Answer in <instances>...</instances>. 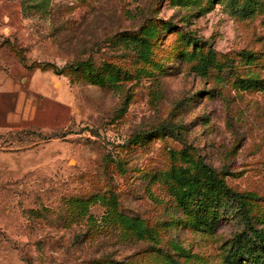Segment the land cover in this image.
Wrapping results in <instances>:
<instances>
[{"label":"rangeland","instance_id":"obj_1","mask_svg":"<svg viewBox=\"0 0 264 264\" xmlns=\"http://www.w3.org/2000/svg\"><path fill=\"white\" fill-rule=\"evenodd\" d=\"M0 76V264H251L264 0H0ZM200 159L235 195L204 220L176 179Z\"/></svg>","mask_w":264,"mask_h":264},{"label":"trees","instance_id":"obj_2","mask_svg":"<svg viewBox=\"0 0 264 264\" xmlns=\"http://www.w3.org/2000/svg\"><path fill=\"white\" fill-rule=\"evenodd\" d=\"M141 43V54L143 57H148L150 54V46L143 40L139 39ZM212 56H210V60ZM55 70V73L62 76L63 70L56 72V67L50 65ZM72 69V68H71ZM83 70H89L92 74L93 81L102 83L101 76L104 73L103 70L97 69L93 63L78 64L74 72H82ZM200 174L205 175V180L198 176H187V172L180 170L176 175L177 182L180 186V203L184 209H188L194 206L195 210L199 213L198 219H205V212L210 208H216L219 205L218 197L221 195L234 198V193L231 192L219 179L216 171L206 165L202 159L197 164ZM176 174V173H175ZM192 200V201H191ZM193 203V204H192ZM203 213V215H201ZM246 244L242 245L241 254H247L249 256V263L251 264H264V234L253 229L251 236H245ZM244 238V239H245ZM243 239V240H244Z\"/></svg>","mask_w":264,"mask_h":264},{"label":"crops","instance_id":"obj_3","mask_svg":"<svg viewBox=\"0 0 264 264\" xmlns=\"http://www.w3.org/2000/svg\"><path fill=\"white\" fill-rule=\"evenodd\" d=\"M14 83H12L10 80L8 79H5L4 82L0 76V93L4 92V93H13L14 92ZM18 103H22V106H23V110H24V107H25V104H26V97L21 93L18 97V100H17V106H18ZM27 107H25V110H26ZM22 110V111H23ZM21 111V113H22ZM25 114H27L26 116L24 115V118L22 121H33L34 118L28 114V112H25ZM12 115L9 116V122L12 123V122H16V121H21L20 119H22V116H15L16 118H18L19 120H17L16 118H10ZM3 159L5 160L6 159V156L4 154H1L0 153V163L3 161Z\"/></svg>","mask_w":264,"mask_h":264}]
</instances>
